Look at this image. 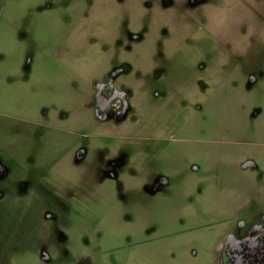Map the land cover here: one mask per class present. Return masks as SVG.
I'll list each match as a JSON object with an SVG mask.
<instances>
[{"label":"rangeland","instance_id":"374dc122","mask_svg":"<svg viewBox=\"0 0 264 264\" xmlns=\"http://www.w3.org/2000/svg\"><path fill=\"white\" fill-rule=\"evenodd\" d=\"M263 216L264 0H0V264H220Z\"/></svg>","mask_w":264,"mask_h":264},{"label":"flooded vegetation","instance_id":"af4514ba","mask_svg":"<svg viewBox=\"0 0 264 264\" xmlns=\"http://www.w3.org/2000/svg\"><path fill=\"white\" fill-rule=\"evenodd\" d=\"M103 93L104 100L99 101L101 105L109 103L116 94L108 86L100 92ZM219 248L220 264H264V216L253 228L240 235L226 233Z\"/></svg>","mask_w":264,"mask_h":264}]
</instances>
